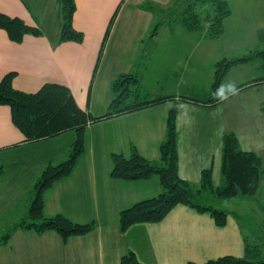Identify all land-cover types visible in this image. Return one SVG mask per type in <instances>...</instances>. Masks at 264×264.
I'll return each instance as SVG.
<instances>
[{
	"label": "crops",
	"instance_id": "obj_1",
	"mask_svg": "<svg viewBox=\"0 0 264 264\" xmlns=\"http://www.w3.org/2000/svg\"><path fill=\"white\" fill-rule=\"evenodd\" d=\"M227 1L232 12L225 21V33L210 40L185 30L179 20L181 13L177 20H167L173 4L183 0H76L73 27L84 34V41L62 43L59 0H0V13L41 31L40 36L27 35L17 44L0 29V82L16 73L14 88L29 94L46 84L66 86L91 118L110 111L112 85L122 75L140 78L142 100L176 99L87 127L86 149L73 172L44 195L48 217L62 215L74 223L96 225L91 233L67 243L56 232L37 234L16 226L27 217L35 183L48 166L68 158L77 134L69 131L27 141L13 123L11 108L0 106V239L12 234L8 244L0 245V264H121L130 252L141 264H205L222 257L251 255L248 236L234 213L227 212L226 226L219 227L209 214L178 206L160 223L139 224L122 232L120 213L159 196L162 186L157 176L127 181L111 175L114 155L130 157L136 152L146 160H160V146L175 103L181 179L199 186L202 172L212 169L216 184V178L222 177L223 138L228 133L236 134L241 148L259 154L264 163V149L255 146V124L264 122V83L251 85L264 77L243 79L246 81L229 89L230 73L242 66L235 67L223 80L221 94L245 84L251 87L215 106L180 101L181 97L202 100L210 91L219 60L212 42L224 39L236 19L235 12L248 6L243 3L235 10L233 1ZM183 55H187L185 61ZM260 70L264 72V65ZM252 254L259 256V252Z\"/></svg>",
	"mask_w": 264,
	"mask_h": 264
},
{
	"label": "trees",
	"instance_id": "obj_2",
	"mask_svg": "<svg viewBox=\"0 0 264 264\" xmlns=\"http://www.w3.org/2000/svg\"><path fill=\"white\" fill-rule=\"evenodd\" d=\"M186 7L180 14L183 28L189 32L199 33L207 39L217 40L224 31L225 20L231 15L227 0H186ZM61 9L60 42L82 43L84 34L73 27V17L77 10L76 0H59ZM210 7L205 16L197 11L198 7ZM120 11L111 19L104 43ZM0 29L7 32L9 39L17 44L23 42L27 35L40 36L39 28L30 27L20 18H12L0 13ZM156 34V31L154 32ZM264 60V51L256 50L248 57L223 58L214 65V80L205 99L181 97L180 101L200 105L215 106L234 94L249 87L250 84L221 94V85L231 69L256 61ZM98 67V65H97ZM16 73L6 75L0 82V106L12 110L14 125L23 133L27 141L35 142L58 136L64 132L74 131L76 141L72 144L68 158L48 166L34 185V199L27 217L17 226V230L33 231L37 234L56 232L67 243L73 237L85 236L95 230V223L78 224L62 215L48 217L45 214L44 195L57 181L69 176L77 160L85 152V131L93 123L121 113L133 112L165 102L175 101L173 96L142 100L141 80L138 76L128 74L120 76L112 85L113 101L110 111L103 117L91 118L76 104L74 97L66 86L46 84L37 93L29 94L18 91L13 86ZM264 79L252 82L261 85ZM177 104L169 113L166 138L160 146V160L152 162L134 152L130 157L113 156L112 177L118 180L136 181L157 176L160 179L162 193L152 199L139 202L119 215L120 229L128 231L131 227L144 223H160L178 206H185L199 214H209L217 226L227 224L228 213L218 210L209 202L213 198L234 200L237 198H256L264 186V163L255 152L244 151L236 134L228 133L223 138L220 185L214 183L212 169L204 170L199 186L181 179L179 175V151L177 131ZM264 111V107H263ZM3 169L0 168V175ZM11 232L0 239V245L8 244ZM250 256L244 258L222 257L205 264H264V252L258 246L247 243ZM259 252V256L252 253ZM121 264H141L132 252L121 259ZM196 264V263H190Z\"/></svg>",
	"mask_w": 264,
	"mask_h": 264
},
{
	"label": "rangeland",
	"instance_id": "obj_3",
	"mask_svg": "<svg viewBox=\"0 0 264 264\" xmlns=\"http://www.w3.org/2000/svg\"><path fill=\"white\" fill-rule=\"evenodd\" d=\"M232 1L235 5V10L240 8L241 4L243 3H247L248 6H246L243 11L239 9L237 10V12H235L236 19H232L229 25L228 35L220 41L212 42L214 47L212 49L214 50V53L217 56L216 60H221L223 58H243L248 57L256 50L264 51V0ZM185 2L186 0H183V2L178 5L173 4V10L169 11V14L165 16L167 17V20H177L178 13H182L184 8L187 6ZM208 9H210V7H208L207 5L206 7H198L197 11L201 12L203 17L208 12ZM182 57H184L185 61L187 55H183ZM252 63H249L250 65L246 67H239V69L233 70L230 73L227 83V87H229V89L232 87H237L247 79L251 81L252 79H259L260 77H264V72L260 70L261 66L264 65V60L260 58L255 61L254 65H251ZM192 71L194 72L193 68ZM178 74L179 71H177V75ZM261 93L264 94V86H262ZM255 129L258 131L256 133L255 146L257 148L261 147V150H263L264 122L262 123L260 120V124L256 123ZM221 183L222 177L220 178L219 176L216 178V184L220 185ZM209 203L218 210L226 211L232 214L234 213L238 217V220L240 221L241 225H243V228L245 229V232L248 236L250 245H260L259 247L264 252L263 190L256 198H237L234 200H223L213 198L210 200Z\"/></svg>",
	"mask_w": 264,
	"mask_h": 264
}]
</instances>
